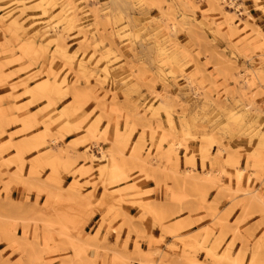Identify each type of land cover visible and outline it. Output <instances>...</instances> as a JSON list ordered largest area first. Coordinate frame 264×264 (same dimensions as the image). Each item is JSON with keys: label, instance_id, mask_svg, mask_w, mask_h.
Listing matches in <instances>:
<instances>
[{"label": "rangeland", "instance_id": "rangeland-1", "mask_svg": "<svg viewBox=\"0 0 264 264\" xmlns=\"http://www.w3.org/2000/svg\"><path fill=\"white\" fill-rule=\"evenodd\" d=\"M49 1L77 6L66 51L35 45L47 3L0 0V264H264V0L222 3L231 22L219 0ZM59 71L67 116L38 87Z\"/></svg>", "mask_w": 264, "mask_h": 264}, {"label": "bare ground", "instance_id": "bare-ground-1", "mask_svg": "<svg viewBox=\"0 0 264 264\" xmlns=\"http://www.w3.org/2000/svg\"><path fill=\"white\" fill-rule=\"evenodd\" d=\"M17 1L25 2L27 0H17ZM42 1H44V3H47V6H44V8H43L45 16H44V18L35 21L36 27L34 29H32V31H31L32 34H38V36H39L38 40L35 42V45H36V43H37V45L39 44L38 49H47L48 47H50V45L52 43H54L56 41L57 46L63 47V51H66L67 50V46H65L66 32L71 30V29L79 28L81 26L80 19L78 17L79 12L77 10V6L74 4H71V1H69L67 3L69 6H67V7L59 6L58 7L59 11L57 10L58 11L57 13L52 14V12H51L52 10H50L49 7L52 6V4H54V3H51L52 1H49V0H42ZM218 2L222 5L223 12L225 13L227 19L230 20V22L233 21L232 13H230V11H228L222 3L226 2L227 4H230L231 6L237 7L236 2L234 0H231V1L222 0L221 2L219 0ZM125 4L127 5L128 1H126ZM53 12H55V11H53ZM8 15H11V11L8 12L7 16ZM230 25L232 26V24H230ZM60 26H62V28ZM172 27L174 30V26H172ZM81 39L83 42L87 41L89 39L88 34L86 32L81 33ZM28 45L30 47H32V42H30V44H28ZM164 49L166 50L167 47ZM77 53H78L77 51H74L73 57H76ZM176 58H177V56H176ZM177 61L179 62L180 59H177ZM98 62H99V64L97 65V67L99 68V71H97V73L100 72L104 76L113 75L115 77V75L120 74L122 69H123L120 66L115 67L113 62L108 58L103 59V60L100 59V60H98ZM75 68L78 69L79 72L84 73V74H87V73H89V71L92 70L91 68H89V65H87V63L85 62V59L83 57L80 58L78 64L75 65ZM254 70H253V74L251 73V71H248V73L242 78L240 83H242L245 87H249L251 84H253L251 77L248 78V76H251V75L256 76V72ZM68 75H69V72L62 73L61 71H59L58 73H53V74L51 72L48 74V76H45L43 80L38 82V87L40 89H42V91H44L46 97L48 98V101H49L50 106H51V109H50L51 113L65 114V116H67L70 105H65L63 107L59 106L58 105V103H59L58 94H59V91L61 89H63L65 86H67L70 83ZM187 79L190 82H192L191 77H188ZM71 82L73 83V81H71ZM24 90H27V86L24 88ZM255 111H257V110L255 109ZM261 112H263V111H260V112L257 111L256 112L257 114H255V115L261 116L262 115ZM64 119H66L67 123L71 122L70 119H68L67 117H64ZM75 124L80 125L79 121H76ZM108 126L109 125H106L104 127V130H102L99 127L91 128V129H89L88 133L90 134V136L97 138L98 135L100 134V132H106L109 129ZM122 138H126L127 140H129V143H130L131 138H129V132L122 133L121 129H116L115 141L119 144V142ZM219 149H220V151H224L225 147L221 146ZM108 152H109L108 153L109 156L106 153L104 154V156H106L108 158V161L107 162L105 161L104 163L99 165L100 166L99 167V175H100L101 181L104 184V195H105V197L113 199L115 196V193L121 192L124 190L123 187H121V188H119L120 186L116 187L115 184H113V182L108 181L109 178L116 176L115 172L120 173V171H118L116 169L119 167V163L117 162V160H118L117 154L120 153L121 150L118 151V148H110ZM85 153H86L87 157H89L91 160H94L95 154L90 153L87 150L85 151ZM132 154L136 155L137 151L133 150ZM243 170H244V168L242 170H239L240 171L239 176H242ZM208 174H209V171L207 173H205V175H208ZM250 192H247L245 194H249ZM257 197L258 196L256 194H254V198H257ZM138 263H140V262H138ZM141 263L142 264H153L151 261L146 260V259L142 260Z\"/></svg>", "mask_w": 264, "mask_h": 264}, {"label": "snow or ice", "instance_id": "snow-or-ice-1", "mask_svg": "<svg viewBox=\"0 0 264 264\" xmlns=\"http://www.w3.org/2000/svg\"><path fill=\"white\" fill-rule=\"evenodd\" d=\"M261 139H262V141H264V137H261ZM203 264H208V262L204 261ZM253 264H254V262H253Z\"/></svg>", "mask_w": 264, "mask_h": 264}]
</instances>
